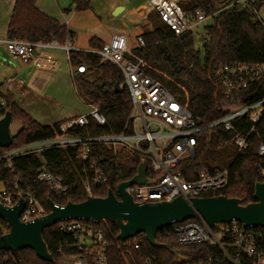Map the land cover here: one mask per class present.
<instances>
[{"label":"trees","instance_id":"obj_1","mask_svg":"<svg viewBox=\"0 0 264 264\" xmlns=\"http://www.w3.org/2000/svg\"><path fill=\"white\" fill-rule=\"evenodd\" d=\"M37 1L15 0L7 36L34 42H65L68 38L72 39L73 34L67 26L40 11L36 6ZM178 1L186 11L199 10L207 15H214V21L205 26L199 36L192 32L175 35L155 12L149 13L147 18L152 28L142 32L144 46L134 49L136 54L144 59L142 68L145 73L166 86L200 124L222 118L238 107L262 99L264 78L253 82L239 97H227L216 82L214 72L220 66L234 62L264 63V20L254 11L259 13L264 6V0H254L252 7L247 8L230 6L231 0ZM89 7L90 0H75V9ZM90 45L98 48L103 43L93 38ZM70 64L73 67L82 64L86 66V72L74 75L73 79L89 104L97 106L106 119L104 125L93 121L90 127L79 131L81 135L122 132L132 104L119 68L111 62H101L97 55L84 50L72 51ZM95 71L98 74L92 79L89 78L88 74ZM117 83L120 85L119 89H116ZM3 101L5 105L1 108L0 117L10 111L13 120H17L22 126L13 136L11 147L50 137L54 128L61 123L60 121L52 126L42 125L32 118L10 93L4 95ZM236 127L244 135L249 133V147L244 154H239L232 144V133L226 131L223 126H217L197 135L195 155L185 158L178 169L187 179H194L200 170L216 172L226 168L227 187L220 191L206 192L202 196L224 194L240 198L247 204L254 200L256 182L264 181L256 166L259 146L264 143V112L253 131L252 122L247 116L238 119ZM7 149L0 147V154ZM93 159L110 178L107 185L93 188L92 194L96 197H105L109 189L116 192L118 184L136 174L139 163V159L135 158L132 165H122L113 152L103 146L94 147ZM15 166L17 174L24 179L27 187L48 212L49 199L65 205L69 201L83 202L88 197L82 179V164L76 160L72 151L54 150L44 152L41 157H23L15 161ZM41 167H46L64 178L69 191L62 200L55 197L46 183L36 180V171ZM85 221L103 230L108 239V264H182L171 251L151 246L144 233L122 242L117 237L119 229L115 224L109 221H101L99 224L91 220ZM2 223L4 230L0 234L8 231L6 223ZM43 236L54 262L41 260L32 249L26 248L15 252L20 264H61L62 257L73 259L79 253L75 236L59 231L56 224L46 228ZM156 238L158 242L169 243L187 256L190 262L184 264H196L202 260L198 251L205 248L204 245H179L173 226L159 229ZM134 241L138 242L135 249L128 245ZM126 245L130 251H127Z\"/></svg>","mask_w":264,"mask_h":264},{"label":"built area","instance_id":"obj_2","mask_svg":"<svg viewBox=\"0 0 264 264\" xmlns=\"http://www.w3.org/2000/svg\"><path fill=\"white\" fill-rule=\"evenodd\" d=\"M252 2L254 0H231L229 5L247 8L252 7ZM147 6L148 11L155 12L175 35L192 32L199 36L203 32L200 30L214 21V15L199 10L186 11L178 0H148ZM134 41L135 47L131 48L125 34L115 33L101 47L86 51L97 55L101 62L115 64L121 72L132 104L122 132L81 135L79 131L90 127L93 121L99 125L106 124L99 108L89 104L87 113L61 121L50 137L32 140L21 146H10L0 154V204L12 208L22 198L24 206L19 215L21 221H32L50 211L17 174L15 161L27 156L41 157L44 152L54 150L72 151L76 160L82 164V179L88 197L93 196L94 187H102L110 181L93 159V149L99 146L111 150L117 161L125 166L132 165L135 158L139 159V163L147 161L146 174L151 181L131 184L125 188V192L138 203L154 204L171 201L176 197L190 202L192 198L201 197L206 192L220 191L227 187L226 168L216 172L203 169L196 173L194 179H187L178 167L185 158L195 155L197 135L217 126H223L232 133V144L239 154H244L249 147V133L242 134L236 127V121L247 116L252 122L253 131L264 112V97L238 107L222 118L200 124L166 86L143 70L144 59L134 50L145 44L142 33L136 34ZM0 47L19 59L25 67L37 69L58 67L52 50L64 51L69 63L70 53L77 51L71 38L65 42H34L5 35L0 36ZM84 72V64L76 67L71 65L72 76ZM214 78L224 96L239 97L253 82L264 78V63L225 64L215 70ZM15 79L8 78L7 82H14ZM4 105L2 100L0 109ZM256 166L264 178V143L259 146ZM35 178L46 183L58 200H62L69 191L64 178L46 167L38 168ZM55 205L63 206L56 202ZM2 222L0 218V233L4 230ZM56 225L59 231L75 236L79 253L73 258L74 264H108L109 241L103 230L85 220H65ZM171 226L179 245H204L205 248L198 251L202 260L196 264H264V226H246L232 221L210 227L200 216L183 222L173 221ZM128 245L135 249L138 242ZM128 245L127 251H130ZM0 264H20V260L14 251L2 250Z\"/></svg>","mask_w":264,"mask_h":264},{"label":"water","instance_id":"obj_3","mask_svg":"<svg viewBox=\"0 0 264 264\" xmlns=\"http://www.w3.org/2000/svg\"><path fill=\"white\" fill-rule=\"evenodd\" d=\"M123 9L118 7L114 14H120ZM119 88L120 85L117 83L116 89ZM12 121L10 111L0 117V147L2 148L12 145L13 135L10 132ZM146 172L147 161L142 160L136 174L117 186V194L109 189L105 197L89 196L83 202L69 201L63 206H56L55 202L49 199L50 212L29 222H23L19 218L24 206L22 198L12 208H5L0 204V218L8 228L7 232L0 234V251L18 252L29 248L41 260L54 262V257L43 236L46 228L65 220H91L95 224L109 221L118 227L117 237L122 242L144 233L151 246L171 251L176 260L184 264L190 262L187 256L169 243L158 242L156 238L158 230L171 226L173 221L183 222L200 216L210 227L232 221L241 222L246 226H264V181L256 182L254 200L247 204H244L240 198L228 197L224 194L196 197L190 202L182 197H176L171 201L154 204L138 203L125 192V188L135 183H149L151 180Z\"/></svg>","mask_w":264,"mask_h":264},{"label":"rangeland","instance_id":"obj_4","mask_svg":"<svg viewBox=\"0 0 264 264\" xmlns=\"http://www.w3.org/2000/svg\"><path fill=\"white\" fill-rule=\"evenodd\" d=\"M7 1L8 0H0V22L3 16L7 17V14L10 16V6L7 5ZM53 1L54 0H50L48 3L52 4ZM136 1L137 0H90L92 10L97 17V19H94V22L99 25L96 27H101L98 20L102 22L108 19L124 20L125 17L123 15L126 10L118 15L114 14L115 10L118 7H124L125 4L129 5V3H131V5H134ZM61 3L63 11L67 7L72 10L75 9V0H61ZM70 5L73 6L70 7ZM128 7L130 8L131 6ZM129 8H127V10ZM259 18L264 20V6L259 11ZM208 23H210V21H208ZM81 25L84 33H88L92 30L89 28V20L81 22ZM150 26L151 25L147 23L144 27L145 29H151ZM202 31L203 29L200 30V32ZM132 45H135V41H133ZM62 56H64V51ZM62 59L63 63L60 64L58 70H56L58 71L57 73L53 72L50 73V75H45L43 80H38V82L33 81L31 85L28 82L26 73L14 75V71L10 69L8 63L0 60V102L4 100V95H8L9 93L12 94L14 100L17 101L32 118L42 125L52 126L56 122L87 113L89 111V102L81 88L72 78L68 61L64 57ZM29 68L31 69V67ZM97 74L98 73L95 71L90 75L88 74V77L92 79ZM10 76L16 77L18 80H24V83H19L18 81L8 83L7 79L8 77L11 78ZM21 127V123L17 120H13L10 124L11 134L14 136ZM60 263L74 264V261L72 258H66L64 256L60 259Z\"/></svg>","mask_w":264,"mask_h":264},{"label":"crops","instance_id":"obj_5","mask_svg":"<svg viewBox=\"0 0 264 264\" xmlns=\"http://www.w3.org/2000/svg\"><path fill=\"white\" fill-rule=\"evenodd\" d=\"M48 1L50 0H38L36 3L37 8L43 13L57 19L60 23L67 26V28L73 34L72 35L73 46L77 50L87 51L91 48H96L90 45L91 39L96 38L100 40L102 43H105L108 42L115 33L125 34L128 37V41L131 48H133L135 47V45H132L135 35L138 33H142L145 29L144 26H146L147 23L151 25L150 20L147 18L148 14L151 13L147 9L148 0H137L134 5H131V3H129V5L125 4L123 7L124 8L123 11L126 10L123 15L125 17L124 20L108 19L104 22L98 20L101 25V27L98 28L96 26L99 25L95 24L94 22V19H97V17L93 12L92 7L82 10H77V9L72 10L67 7L63 11L61 0H54L52 4L48 3ZM14 4H15V0L7 1V5L10 6V11H9L10 15L13 10ZM72 6L73 5H70V7ZM128 6L131 7L129 8ZM127 8L129 9L127 10ZM9 18L10 16L8 14L7 17L5 16L2 17L0 22V36L7 35ZM85 20H89V28L92 29L88 33L83 32V28L81 25V22H85ZM150 27L152 28V25ZM95 29L96 31L98 30L99 32L98 31L96 32ZM107 30H111V31H107ZM51 53L58 62V67L56 69H37V68L26 69L27 67H25L19 59L11 56L3 47H0V60L8 63L10 69L14 71V75H22L26 73L28 77V82L31 85L33 81L38 82V80L41 79L43 80V77L45 75H50V73L58 72L56 70H58L60 64L63 63L62 58L63 57L66 58V54L64 53V56H62L63 51L61 50H52ZM69 66L71 69L70 63ZM21 80L22 79L19 80L17 78L15 79V81H18L19 83ZM22 81H23L22 83H24V80Z\"/></svg>","mask_w":264,"mask_h":264}]
</instances>
